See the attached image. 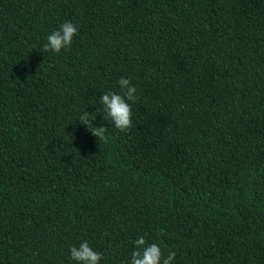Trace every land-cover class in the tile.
<instances>
[{
  "label": "trees",
  "instance_id": "obj_1",
  "mask_svg": "<svg viewBox=\"0 0 264 264\" xmlns=\"http://www.w3.org/2000/svg\"><path fill=\"white\" fill-rule=\"evenodd\" d=\"M121 77L133 126L98 114L99 143L79 115ZM140 236L264 264V0H0V264H77L83 241L130 264Z\"/></svg>",
  "mask_w": 264,
  "mask_h": 264
},
{
  "label": "clouds",
  "instance_id": "obj_2",
  "mask_svg": "<svg viewBox=\"0 0 264 264\" xmlns=\"http://www.w3.org/2000/svg\"><path fill=\"white\" fill-rule=\"evenodd\" d=\"M78 35V28L72 22H64L59 30L53 31L47 36V42L43 45L44 52H54L59 54L62 50L69 49L74 37ZM122 94L108 92L101 96L100 104L102 110L98 112L83 111L79 115V123L84 125L86 131L98 139V142L106 143L109 139L108 128L103 124L96 126L97 115L102 114L104 120H110L116 129L122 133H128L132 128V105L137 102V89L128 78L121 77L118 81ZM159 236L166 233L160 230ZM135 250L131 252L130 264H173L176 253L169 252L164 255L161 247L157 243H148L144 236L138 237L134 241ZM71 259L77 264H100L103 254L90 247L87 241H83L79 246L70 248Z\"/></svg>",
  "mask_w": 264,
  "mask_h": 264
}]
</instances>
